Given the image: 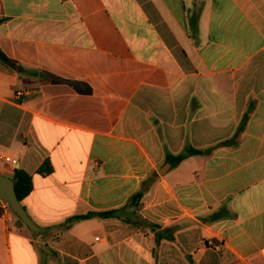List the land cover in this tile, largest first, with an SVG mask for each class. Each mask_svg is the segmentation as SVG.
Returning a JSON list of instances; mask_svg holds the SVG:
<instances>
[{
	"label": "crops",
	"instance_id": "1",
	"mask_svg": "<svg viewBox=\"0 0 264 264\" xmlns=\"http://www.w3.org/2000/svg\"><path fill=\"white\" fill-rule=\"evenodd\" d=\"M0 51V173L42 229L0 200V264H264V0H0ZM144 183L141 226H64Z\"/></svg>",
	"mask_w": 264,
	"mask_h": 264
},
{
	"label": "trees",
	"instance_id": "2",
	"mask_svg": "<svg viewBox=\"0 0 264 264\" xmlns=\"http://www.w3.org/2000/svg\"><path fill=\"white\" fill-rule=\"evenodd\" d=\"M198 21H199V12L193 13V15L190 18V27L192 31V37L194 38V40H197ZM0 59L4 61L6 64H9L11 66H16V64L12 60H10L7 56H5L4 53L1 51H0ZM199 153L200 151L191 149L184 154L178 155L176 157H171L170 161L173 165H177L181 163L185 158ZM52 172H53V166L51 164L50 159H47L38 170V173L43 176L49 175ZM156 177L157 174L153 176L154 179ZM12 179L15 184V190L18 199L22 203V201L26 197H28L33 190L32 176L22 169H16ZM149 188H150V184L147 183L142 184L140 190L136 192L130 198L128 203L122 208L109 210V211H102V212H89L85 215L74 216L69 218L64 226L70 227L71 224L75 222L85 221L93 218H100V219L118 218L127 224L141 226L143 223H145V220L140 218V216L137 214V208L139 207L141 198L143 197L144 193L148 191ZM20 222L22 221L20 220ZM151 227H156V226L151 225Z\"/></svg>",
	"mask_w": 264,
	"mask_h": 264
},
{
	"label": "water",
	"instance_id": "3",
	"mask_svg": "<svg viewBox=\"0 0 264 264\" xmlns=\"http://www.w3.org/2000/svg\"><path fill=\"white\" fill-rule=\"evenodd\" d=\"M171 166V164H168ZM163 172L160 171V174ZM0 200L6 202L12 212L23 222V224L34 233H41L42 229L28 215L26 209L18 199L15 184L12 178L0 173Z\"/></svg>",
	"mask_w": 264,
	"mask_h": 264
},
{
	"label": "built area",
	"instance_id": "4",
	"mask_svg": "<svg viewBox=\"0 0 264 264\" xmlns=\"http://www.w3.org/2000/svg\"><path fill=\"white\" fill-rule=\"evenodd\" d=\"M16 95H17L18 97H21V96L23 95V92H22V91L17 92ZM6 160H7L8 162H11L13 165H15V164L17 163L16 160H11V159H9V158H7Z\"/></svg>",
	"mask_w": 264,
	"mask_h": 264
},
{
	"label": "rangeland",
	"instance_id": "5",
	"mask_svg": "<svg viewBox=\"0 0 264 264\" xmlns=\"http://www.w3.org/2000/svg\"><path fill=\"white\" fill-rule=\"evenodd\" d=\"M4 176H6V175H4ZM6 177H8V176H6ZM4 202V201H3ZM6 203V202H5ZM7 204V203H6ZM8 205V204H7ZM9 206V205H8ZM10 208V207H9Z\"/></svg>",
	"mask_w": 264,
	"mask_h": 264
}]
</instances>
